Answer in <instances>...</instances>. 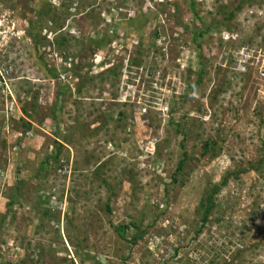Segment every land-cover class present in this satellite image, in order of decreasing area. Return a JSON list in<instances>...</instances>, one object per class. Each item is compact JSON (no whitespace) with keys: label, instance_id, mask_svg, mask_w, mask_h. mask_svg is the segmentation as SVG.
I'll return each instance as SVG.
<instances>
[{"label":"rangeland","instance_id":"obj_1","mask_svg":"<svg viewBox=\"0 0 264 264\" xmlns=\"http://www.w3.org/2000/svg\"><path fill=\"white\" fill-rule=\"evenodd\" d=\"M196 1L217 28L199 48L190 0H0L18 102L0 99L1 264H264V169L230 178L204 225L199 213L264 156V0ZM36 27L55 70L47 41L68 35L71 83L35 58ZM130 221L133 246L114 229Z\"/></svg>","mask_w":264,"mask_h":264},{"label":"trees","instance_id":"obj_2","mask_svg":"<svg viewBox=\"0 0 264 264\" xmlns=\"http://www.w3.org/2000/svg\"><path fill=\"white\" fill-rule=\"evenodd\" d=\"M189 9H190V12L192 14L193 20L195 22L199 23V26H198L199 27V32L194 33V37H193L194 38L193 42L195 43V45H198V48H199L200 47L199 41H201L203 38H205L206 34L210 33L211 31H213L214 29H217V28H216V26H213L212 24H208L206 22L205 18L203 17V15L198 10L197 1L196 0H190ZM238 9H241V6H238ZM234 17H235V12H230L228 14V16L225 18V21L230 22L232 19H234ZM131 21H132V24L131 23L125 24V23L121 22V23H123L124 30H126L125 32H127V34H129L130 31L134 30L135 28H140V26L144 22V20L142 18L141 19L137 18L136 20L133 19ZM38 23H40V22H38ZM38 23H37V25H39ZM28 36L33 41V44H34L33 48L36 51L35 55L37 56L35 58L36 59H40V60L42 59V61H46L47 70H45V72L51 78H53V77L56 78L58 76L56 70L50 65L49 60L47 59V57L40 55L39 51L37 49L39 41H41V40H39L40 34L38 32V28L36 27V28H34L32 30L29 29ZM154 36H155V38H159L160 37L159 32L155 31ZM108 38H109V35H108ZM100 39L101 38H98L97 39L98 43H96V44L99 45V47L102 46V44L106 43L107 41H108L107 43H111V41H113L112 39H108V40L105 39V38H103V40H100ZM99 40H100V42H99ZM67 41H68V35H64V36L61 35L59 37V39L48 40L47 42H48L49 47L50 46L54 47L57 51H59L61 53H64L65 49L67 47ZM110 73H111L110 77H113L114 79H118L120 77V75H121V69L118 72V70L116 68H112V71ZM201 76L202 75L199 76V79H198L199 81H197V84L200 83V81L202 79ZM193 87L191 88V90L193 89ZM121 115H123V114H121ZM2 121H4L3 118L0 119V122H2ZM32 125H33L32 122H29V121L26 122L27 130L28 129L30 130L32 128ZM204 147L205 148H204L203 154L208 153L210 151H214L213 154H216V152H215V143L214 142L206 143ZM53 158H54V160L60 159V153L56 152L55 156ZM185 161H186V159L182 160L179 163L177 172L181 171ZM249 169L255 170L257 172H262V170L264 169V156L257 163L251 164L248 169L247 168L239 169L234 174L228 173V175L223 177L221 182L213 184L212 187L208 191H206L207 192L206 195L202 198V200H201V202L199 204V210H200L199 213L201 214V217H202L201 219H202V222H203L202 225H204L206 222H208L210 216L215 212V209L217 208L216 197L220 194L221 190L228 185L229 179L232 178V177H238V175L241 172H245V171H247ZM174 177H176V176H174ZM174 181H176V179ZM13 201H15V200H13ZM10 206H11V204H10ZM109 212H111V209H109ZM48 216H49V214H48ZM114 229L117 232V234L120 237V239L122 241L128 243L131 246L135 245L137 243V241L139 240V238L141 237V235L143 234L142 232H141L140 236L133 234L132 237L129 238V236H128L129 232H131L133 229L134 230H138V231L140 229L139 225H137L134 221H130V222L126 223V224H121L120 226L115 227ZM198 235H199V231H197V233H196V236H198ZM0 252H1V246H0ZM8 258H9L10 261L7 264L14 263V260L12 262L11 256H9ZM96 263L97 264H101L100 262H96Z\"/></svg>","mask_w":264,"mask_h":264},{"label":"built area","instance_id":"obj_3","mask_svg":"<svg viewBox=\"0 0 264 264\" xmlns=\"http://www.w3.org/2000/svg\"><path fill=\"white\" fill-rule=\"evenodd\" d=\"M52 56L55 58L54 62L57 63V66H61L63 64H66L64 62L65 60V54H58V53H54L52 52ZM68 66V65H67ZM13 68L9 65V66H5L4 64H0V99L1 102L4 103L3 105L6 106V109L8 107V111L10 112H14V110H16V108L18 107L17 104V100L16 97L14 95V85H13V79H14V73H13ZM71 75L70 72L68 71H59L58 74V81L59 82H65L68 81L70 79ZM153 147L149 148L150 153H153V150H155V145L156 142H153ZM17 149V148H15ZM0 173L3 174V170H0ZM8 261L9 258H8ZM13 261V258H12ZM15 262V260H14ZM0 264H1V258H0Z\"/></svg>","mask_w":264,"mask_h":264},{"label":"clouds","instance_id":"obj_4","mask_svg":"<svg viewBox=\"0 0 264 264\" xmlns=\"http://www.w3.org/2000/svg\"><path fill=\"white\" fill-rule=\"evenodd\" d=\"M51 33H52V32H51ZM51 40H54V37H53V39H51ZM47 50H48L49 52H51V53H52V52H54V53L56 52V53H58V54L61 53V52L57 51L54 47H51V46L48 47ZM62 54H65V57H64L65 60H64V62H65L66 64H64V67H63V68L61 67L62 65H61L60 67H57V65H56V68H58V69L56 70L57 74H59V71H62V70H63V71H68V72L71 71V70L69 71L71 65H70V63L67 61L68 58H66V55H67L66 52H64V53H62ZM50 56H51V55H50ZM2 64L7 65L6 63H2ZM67 65H68V66H67ZM7 66H8V65H7ZM54 67H55V66H54ZM71 77H72V76H71ZM57 78H58V76H57L56 78H54V80L57 81V82H59ZM59 83H60V84H61V83L65 84V83H71V81H70V79H69L68 81H65V82H62V81H61V82H59ZM2 104H4V103H2ZM17 104H18V102H17ZM3 106H4V105H3ZM17 109H18V107L16 108V110H17ZM25 134H26V135H25V138H24V139L29 138V137H32V130H31V129H30V130L28 129L27 132H26ZM15 148L18 149V146H16ZM15 148H14V149H15ZM155 148H157V143H156V145H155ZM15 150H16V149H15ZM59 150H60V148H59ZM155 150H156V149H155ZM56 152H58V151H56ZM59 153H60V151H59ZM53 159H54V158H53ZM63 161H65V160H63ZM50 162H51V161H50ZM0 170H2V169H0ZM65 170H66V168H65ZM60 171H62V170L60 169ZM55 205H56V204H55ZM45 216H46V215H45ZM46 217H47V216H46ZM72 259H73V258H72ZM12 262H13V261H12ZM15 262H16V261H15ZM15 262L12 263V264H15ZM7 263H9V261H7ZM7 263H5V264H7Z\"/></svg>","mask_w":264,"mask_h":264},{"label":"flooded vegetation","instance_id":"obj_5","mask_svg":"<svg viewBox=\"0 0 264 264\" xmlns=\"http://www.w3.org/2000/svg\"><path fill=\"white\" fill-rule=\"evenodd\" d=\"M53 34H54V33H53ZM54 36H55V34H54ZM54 36H53V37H54ZM54 139H56V140L58 141V139H57V138H55V137H54Z\"/></svg>","mask_w":264,"mask_h":264},{"label":"bare ground","instance_id":"obj_6","mask_svg":"<svg viewBox=\"0 0 264 264\" xmlns=\"http://www.w3.org/2000/svg\"><path fill=\"white\" fill-rule=\"evenodd\" d=\"M8 15V14H7Z\"/></svg>","mask_w":264,"mask_h":264}]
</instances>
